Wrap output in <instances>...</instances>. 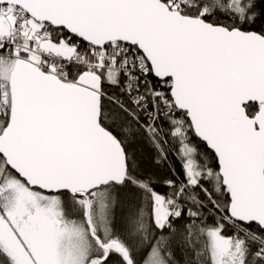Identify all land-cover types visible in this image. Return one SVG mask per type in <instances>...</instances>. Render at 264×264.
<instances>
[{
  "label": "snow or ice",
  "instance_id": "1",
  "mask_svg": "<svg viewBox=\"0 0 264 264\" xmlns=\"http://www.w3.org/2000/svg\"><path fill=\"white\" fill-rule=\"evenodd\" d=\"M0 264H264V0H0Z\"/></svg>",
  "mask_w": 264,
  "mask_h": 264
}]
</instances>
